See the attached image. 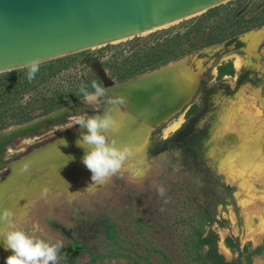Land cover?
I'll return each mask as SVG.
<instances>
[{"label":"rangeland","instance_id":"rangeland-1","mask_svg":"<svg viewBox=\"0 0 264 264\" xmlns=\"http://www.w3.org/2000/svg\"><path fill=\"white\" fill-rule=\"evenodd\" d=\"M263 7L264 0H232L169 26L43 63L31 82L25 68L0 74V127L8 124L7 129L83 101L82 84L90 91L93 80L103 85L87 65L92 57L122 83L159 69L149 67L152 48L177 32L196 29L204 17L198 43L210 32L226 39L165 64L182 59L177 62L195 83L190 101L139 138L140 124L155 120L131 113L140 123L131 129L135 134L117 141L128 145L131 155L102 185L87 187L92 173L82 163L86 150L70 149L87 129L59 130L70 118L10 143L0 167V211L10 210L12 223L30 235L61 241L66 257L61 264H218L216 253L201 243L211 232L225 261L264 264V25L237 34L246 25L232 24L234 15L250 17ZM263 18L256 16L252 23ZM220 68L234 73L220 76ZM108 106L102 97L96 109L82 108L75 115H93ZM115 109L129 114L125 103L110 108ZM26 162L30 167L21 173ZM10 255L0 241V264Z\"/></svg>","mask_w":264,"mask_h":264},{"label":"water","instance_id":"water-1","mask_svg":"<svg viewBox=\"0 0 264 264\" xmlns=\"http://www.w3.org/2000/svg\"><path fill=\"white\" fill-rule=\"evenodd\" d=\"M230 1L0 0V74L24 69L23 65L32 59H38L43 64L127 40L203 14ZM87 65L106 88L112 89L119 84L110 77L99 59L92 57ZM76 103L82 108L92 109L84 101H78L4 129L0 135L11 128L22 127L65 111ZM70 115L75 113L65 117L70 118ZM45 124L48 126L53 123ZM25 135H6L3 141L9 140L4 142L2 151Z\"/></svg>","mask_w":264,"mask_h":264},{"label":"clouds","instance_id":"clouds-1","mask_svg":"<svg viewBox=\"0 0 264 264\" xmlns=\"http://www.w3.org/2000/svg\"><path fill=\"white\" fill-rule=\"evenodd\" d=\"M41 61L32 59L25 63L26 78L29 82L36 78L40 71ZM89 85L82 84L79 92L82 100L91 105L94 109L100 98H106L109 105H122L126 103L123 96H107L110 91L101 83L93 80ZM71 123L60 131L72 128L75 125L87 129L80 133V138L76 140L78 147L84 148L85 155L82 157V163L92 173L91 181L87 187L93 185H102L112 176L121 171L126 159L131 155V149L128 145L117 146V141L110 132H116L119 127L117 119L112 115V110L104 111L103 115H89L87 112L70 115ZM67 146V142L63 140ZM73 159L69 157L68 160ZM30 162H26L19 171L27 172ZM70 187V185H69ZM163 190L161 189V194ZM13 213L10 210L0 211V225L7 223V227L0 226V241H3L5 249H10L12 255L6 258L5 264H61L66 260L61 250L63 243L61 241L50 242L43 238L30 235L22 228H18L12 223Z\"/></svg>","mask_w":264,"mask_h":264},{"label":"bare ground","instance_id":"bare-ground-1","mask_svg":"<svg viewBox=\"0 0 264 264\" xmlns=\"http://www.w3.org/2000/svg\"><path fill=\"white\" fill-rule=\"evenodd\" d=\"M241 64H242L241 60L237 59L235 61V67L237 69L241 67ZM194 84L195 83L192 81V77L188 72V70L182 65V63L177 61L169 63L164 67L146 73L135 79H131L126 82L117 84L115 87L110 89L109 92L106 93V96H109L110 93L112 94L114 93V95L118 94L120 96L125 97L126 98L125 105L129 110V114H126L127 117H125L124 115L118 113L116 109L112 111V115L117 119L119 123V127L116 132H110L111 136H113L116 141H122L133 138L135 132H131L132 131L131 129L132 127L133 128L135 127V124L136 125L140 124L138 123L139 119L138 120H136L137 118L134 120L132 119V117L134 116L131 113L133 112L137 113L138 117L140 118L145 117L153 121L155 120L153 123H149V124L146 123L147 125L141 126L140 124L141 127L139 126V131L136 134V137L139 138L143 136L149 130L159 125L162 121L166 120L167 117L170 116L173 112L178 111L182 109L184 106H186L193 93ZM86 105L91 106L88 104ZM113 106L114 105H109L108 107L100 111H94L93 116L97 114L103 115L104 111L110 110V108H113ZM81 108L82 107H80V105L76 103L71 108L65 111L53 114L44 119L33 121L30 124L22 127L11 128L5 134H1L0 141L2 142H0V167L2 166L3 163V151H2L3 144L4 142L9 140L7 139L3 141L6 135L8 134L19 135V133H24L26 135H29L32 132H41L47 126L45 122L53 123V124L59 123L67 118L65 117L66 115H69L70 113L76 114L78 111H80ZM115 111L117 113L113 114V112ZM130 115L132 117H130ZM174 125L176 126L177 124ZM175 126L173 127L175 128ZM12 137L14 136H11V138ZM79 138L80 136L78 137V139ZM59 147L61 148V146ZM63 147L65 146L63 145ZM65 148H62V151L60 150L58 151L64 152L66 150ZM77 148L78 146L77 144H75L72 145L70 149L76 150ZM45 155L48 154L46 153ZM40 157L41 154L34 156L33 159L36 161L39 160ZM43 159H45L44 155H43ZM0 196L2 195L0 194Z\"/></svg>","mask_w":264,"mask_h":264},{"label":"trees","instance_id":"trees-1","mask_svg":"<svg viewBox=\"0 0 264 264\" xmlns=\"http://www.w3.org/2000/svg\"><path fill=\"white\" fill-rule=\"evenodd\" d=\"M212 10L213 9L209 10L208 12ZM256 16H264V7L260 11L251 15L250 17L239 16L238 14L234 15L233 16L234 20L232 21V24H245L246 25L245 27L240 29L237 34H242L249 30L262 27L264 25V18L258 23H254V24L252 23V22H255L253 20ZM204 19L205 17L199 20L198 22L199 27H196V29L192 27V28H189L184 33L177 32L175 35H172L170 38H167V41L164 43V45H157L156 46L157 48L153 47L152 48L153 52L147 54V57L149 58L150 56L149 59L151 60V63L149 66L150 69L152 70L157 69L160 66H163L166 63L174 59H177L182 55L189 54L194 50H198L203 47L213 45L215 43H221L224 40H226L225 38L216 39L215 37H212V32H210V34H208V37H206L205 42L198 43L202 40V37H199V34H201V31L203 30ZM193 32L197 33V35L192 38L191 33ZM234 39H236V37H234ZM170 42L172 45H170ZM183 46L189 47V49H185L186 47L183 48ZM222 70L223 68L219 69L220 76H223L225 74L232 75L234 73V69H231L229 73H223ZM14 72H17V71H12L8 73H14ZM8 126H9L8 124L2 125L0 128L5 129ZM217 238L218 236L214 232H211L208 237H205L201 240V243L204 245H209L211 249L213 250V252L216 253L215 255L219 258L218 264H233V263H229L225 261L224 258L220 254L217 253V247H216ZM260 251L261 249L257 250L258 253Z\"/></svg>","mask_w":264,"mask_h":264},{"label":"crops","instance_id":"crops-1","mask_svg":"<svg viewBox=\"0 0 264 264\" xmlns=\"http://www.w3.org/2000/svg\"><path fill=\"white\" fill-rule=\"evenodd\" d=\"M260 38H261V35H260V34H259V35H256V36L254 37V41H255V42H258Z\"/></svg>","mask_w":264,"mask_h":264}]
</instances>
